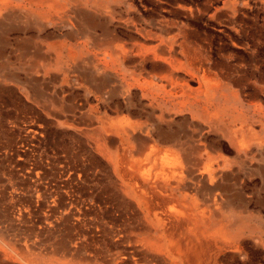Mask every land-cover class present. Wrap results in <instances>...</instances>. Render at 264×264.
<instances>
[{"label":"rangeland","instance_id":"obj_1","mask_svg":"<svg viewBox=\"0 0 264 264\" xmlns=\"http://www.w3.org/2000/svg\"><path fill=\"white\" fill-rule=\"evenodd\" d=\"M7 1L0 2V264H264V145L237 150L233 142L248 135L264 142V0ZM84 10L113 22L118 43L130 47L156 43L145 41V29L175 37L195 57L193 72L217 75L239 96L230 102L239 114L224 117L233 137L210 134L203 153L206 162L227 159L221 176L205 173L206 162L169 173L173 183L182 177L174 189L189 204L188 222L164 226L126 193L123 181L148 189L145 179L161 174L160 165L145 167V132L136 140L103 137L99 128L118 122L115 86L124 68L142 62H112L111 45L93 37L101 27L85 26ZM100 69L109 79L102 91ZM142 69L145 78V69L155 76L164 68L150 58ZM117 99L137 103L129 118L145 125L138 84ZM174 116L175 127L192 121L187 110Z\"/></svg>","mask_w":264,"mask_h":264},{"label":"crops","instance_id":"obj_2","mask_svg":"<svg viewBox=\"0 0 264 264\" xmlns=\"http://www.w3.org/2000/svg\"><path fill=\"white\" fill-rule=\"evenodd\" d=\"M28 1L33 5L37 4L40 6L43 4V0ZM0 2L4 5L8 4L7 0H0ZM79 13L84 15L83 20L86 23L85 26L88 28L96 30L101 27V37L97 35L93 37L97 40L99 39L102 45H111L109 55L112 58V62H118L119 67L137 59H140L142 62L141 66L137 65L132 69L130 67L124 68L121 76V81L124 83L123 85L118 84V86H115L116 94L118 95L116 97L113 96L116 102L114 111L119 116L118 122L113 121L114 125L99 128L103 137L108 132L117 136L124 133L127 134L129 139L135 138L136 140L139 139L137 133H141V131L145 132L144 147L141 150L142 154L145 153V167L156 168L160 165L161 174L155 176L153 179H145L148 189L139 186L137 190L138 182L123 181L127 195H131L133 199H136L140 203H145L147 212L150 215H154L159 223H163L164 226L165 219H169L172 226L174 223L172 220L174 219L181 220L179 225L182 222H188L189 217L186 214V210H188L189 204L180 200L175 194L177 190L174 189L180 187L182 177L180 175L179 178H175L177 183H173L172 178L175 176H170L169 173L174 174L177 170H183L185 166L196 168L198 165L206 162L203 159V153L207 151L209 147V135L214 134V131L218 133L224 132L225 137H229L230 128L224 123V117L229 113L231 91L239 98L237 92L223 83L217 75L205 70L200 74L206 76L203 83V86L205 85L204 94H199L197 91L200 87L197 78L190 79V88L183 87L181 81L183 76L198 75L189 67L194 64L196 59L194 56L187 54L177 44L175 37H164L156 31L145 29V41L156 40V43L154 45L134 43L137 45L133 44L130 47L125 43H118L119 37L115 33L113 22H107L111 24L112 28L110 29L104 20H98L93 13L86 10ZM150 58L160 61L164 69L159 75L155 76L150 75L145 69L144 78L142 66L144 60L147 63ZM98 74L97 87L102 91L106 88L109 79L106 76L107 72H105V69H100ZM193 83L196 84L194 85ZM137 84L143 91V95H145V105L144 103L140 105L142 113L145 114V125L139 118L134 120L129 118L130 112L136 110L137 103L135 104L130 101L129 104L124 105V103L121 104L119 99H117L119 95L130 96L132 94V87ZM185 110L192 117V121L189 124L191 127L188 126L189 129H187L188 127H175L177 121L174 115L177 114V111ZM123 113L127 114L124 115ZM203 124L206 125L205 129H203ZM155 134L159 135L158 138H153ZM103 137L101 136V139L105 142L107 139ZM251 137L256 142L251 141L252 143H247ZM244 145L251 148H261L264 142L258 141L253 135H248L245 138ZM165 156H168L167 159H170L171 163H168L167 159H163ZM210 158L211 161L209 159L205 163V173L214 177L221 176L222 167L227 163V159L220 154L210 156ZM121 159L124 158L118 159L116 166L120 163ZM162 160L165 161L164 164L173 166L164 165ZM234 163L242 162L239 159ZM251 164L247 163L245 167L251 168ZM124 170L122 166L121 172ZM130 187H134V189L129 190ZM154 200L157 202H154ZM213 200L217 202L215 194L213 195ZM171 206H175L176 209H171ZM176 227L179 226L175 225L174 228ZM165 233L171 234L168 230Z\"/></svg>","mask_w":264,"mask_h":264},{"label":"bare ground","instance_id":"obj_3","mask_svg":"<svg viewBox=\"0 0 264 264\" xmlns=\"http://www.w3.org/2000/svg\"><path fill=\"white\" fill-rule=\"evenodd\" d=\"M152 36V35H151ZM163 52V51H162ZM178 54V53H177ZM187 77H189V78H187ZM205 77L206 76H202V75H191V76H183L182 77V86L183 87H186V88H190V79H195V78H197V80L199 81V83H200V87H199V89L197 90L198 92H199V94H204L205 93V85L203 86V83H204V80H205ZM236 100H237V96L234 94V92L233 91H231V93H230V102L232 101L233 103H235L236 102ZM221 108V107H220ZM229 113H231V114H233V115H235V114H239L238 113V110H236L235 108H233L232 109V111L230 112V104H229ZM239 116V115H238ZM176 125V124H175ZM174 128V127H173ZM184 130V129H183ZM238 130V129H237ZM236 131V130H235ZM215 132V131H214ZM233 132H234V130H233ZM230 136H231V131H230V133H229V138H230ZM231 137H233V136H231ZM236 138V137H235ZM234 138V139H235ZM232 139V138H231ZM233 139V140H234ZM253 142L254 141V139L251 137V138H249V140L247 141V143H249V142ZM232 142V141H231ZM234 142V146H235V148L236 149H241L242 148V146L244 145V142H239V141H237L236 139H235V141H233ZM251 142V143H252ZM148 149V148H147ZM147 149H145V150H147ZM168 161V163L170 162L171 163V160L170 159H167ZM134 187H130L129 188V190H132ZM165 188V187H164ZM167 189V188H166ZM132 192V191H131ZM77 210V209H76ZM75 210V211H76ZM76 213V212H75ZM74 214V213H73ZM84 214V213H83ZM81 217V216H80ZM84 217V216H83ZM82 218V217H81ZM161 246H162V244H161Z\"/></svg>","mask_w":264,"mask_h":264}]
</instances>
